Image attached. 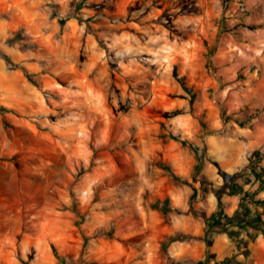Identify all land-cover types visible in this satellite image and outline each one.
<instances>
[{
  "label": "rangeland",
  "instance_id": "1",
  "mask_svg": "<svg viewBox=\"0 0 264 264\" xmlns=\"http://www.w3.org/2000/svg\"><path fill=\"white\" fill-rule=\"evenodd\" d=\"M257 126L264 0H0V264H135L140 208L228 191L209 140ZM156 225L147 264H181Z\"/></svg>",
  "mask_w": 264,
  "mask_h": 264
},
{
  "label": "crops",
  "instance_id": "2",
  "mask_svg": "<svg viewBox=\"0 0 264 264\" xmlns=\"http://www.w3.org/2000/svg\"><path fill=\"white\" fill-rule=\"evenodd\" d=\"M234 131V135L218 145L214 137L209 140L207 152L213 162H209L202 168L201 176L208 182L221 183L225 175L233 176L244 173L238 178V182L243 185L244 191L254 194L255 199L263 201L262 204H251L250 207L252 214H260L264 222V183L248 174L251 165H255L259 172L264 170V126H257L253 129L240 127ZM167 164L182 180L190 179L193 170L192 163L185 165L172 161ZM170 192L171 195L161 197L169 203L167 216L156 208L149 210L140 208L139 234L142 238L138 243H128V248L125 249L126 262L148 263L147 256L152 246L149 245L146 231L150 217L157 223L156 228L162 236L182 232L194 237V241H173L167 246L166 258L174 262L195 264L198 261L206 264H225L226 260H230L229 264H264V234L262 232L253 229L243 231L240 237L246 244L241 247L238 246L237 240H233L228 234L216 233L208 243L203 239L207 230L205 217H211L219 210L227 216H233L239 210L240 195L226 193L218 198L216 195L207 194L198 195L192 200V195H180L186 192L180 186H175ZM165 217H169V222L161 225ZM161 246L157 244L151 252L157 256L159 251L162 252ZM165 260L163 259V262H166ZM159 261L161 262L162 259Z\"/></svg>",
  "mask_w": 264,
  "mask_h": 264
},
{
  "label": "trees",
  "instance_id": "3",
  "mask_svg": "<svg viewBox=\"0 0 264 264\" xmlns=\"http://www.w3.org/2000/svg\"><path fill=\"white\" fill-rule=\"evenodd\" d=\"M199 171V167H197V172ZM254 176L256 179L264 183V170L260 172H256L255 168L253 169ZM238 176H230L225 175L230 182V186L228 191L224 189L220 192L216 193V196L220 198L223 194H230V195H240L241 202L239 210L233 216L224 215V217L217 218L215 216L210 217L209 219L205 218L206 222H209V227L206 230L204 240L208 243L211 240L212 234L215 232L228 234L230 238L233 240H237L238 246L241 247L245 245L246 242L240 237L242 232L247 229H253L264 234V222L261 220L260 214H252L251 204H262L263 201L255 199V195L244 191L243 187L237 185L235 180ZM155 208L160 210L165 216L169 214V203L167 201H157L155 202ZM192 211V207H191ZM196 239H200L199 237H195ZM249 238H253L249 236ZM178 240L174 239L173 241ZM227 260L226 262H229ZM199 264H206L200 262Z\"/></svg>",
  "mask_w": 264,
  "mask_h": 264
}]
</instances>
